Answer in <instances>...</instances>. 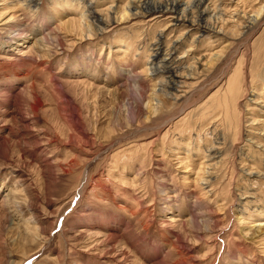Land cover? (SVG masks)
I'll return each instance as SVG.
<instances>
[{
    "label": "rangeland",
    "instance_id": "1",
    "mask_svg": "<svg viewBox=\"0 0 264 264\" xmlns=\"http://www.w3.org/2000/svg\"><path fill=\"white\" fill-rule=\"evenodd\" d=\"M146 1L0 0V264H130L114 245L134 264H264V9L245 27L264 0H207L222 33L179 42L191 23L111 10ZM159 39L173 89L149 69Z\"/></svg>",
    "mask_w": 264,
    "mask_h": 264
},
{
    "label": "bare ground",
    "instance_id": "2",
    "mask_svg": "<svg viewBox=\"0 0 264 264\" xmlns=\"http://www.w3.org/2000/svg\"><path fill=\"white\" fill-rule=\"evenodd\" d=\"M27 1H30V2L35 1L36 2V0H27ZM133 3L135 4V2H129L126 5H123L122 10L121 11L118 10L117 12L114 11L117 6L114 5L113 7H111V10H113V12H115L114 13L115 19L122 21V20L128 19L131 15H135V16L139 15L138 17H140L143 12L139 11L138 9L141 8L140 10H144L146 12V14L155 11V13H157L155 16L156 19H157V17H164V15H167L168 20L166 22L167 23L166 27L180 28V27H182L188 23H191V26H193V27L186 29V31H184L182 36H180L177 39V42L181 41L185 35H187L188 33L190 34L194 30H198L199 35L200 34H207V33L208 34H214V33L220 34V33H222V31L220 30V28L218 29V26L222 21H224V20L226 21V19H224L223 16H221V15L218 16L219 14L217 15V19L216 18L212 19L213 16L211 15V13L209 11L210 8H209V5L207 4V0H190V2H188L190 4L189 6L186 4V1L184 2V0H157V1L156 0H154V1L150 0V1H146L144 3H140L138 6L133 5ZM193 8H197V10L199 9L198 15L196 17H193L194 13H193V16L189 15V14H192ZM263 9H264V6L262 5V7L258 11L257 17L252 18L251 23L247 24L245 27L248 28V27H250L251 24L252 25L256 24L258 16L261 13L260 11H262ZM215 12H213V14H216ZM89 14L92 15V13H90V12H89ZM98 15L96 16L93 14V16L95 18L94 20H91L89 18L90 20H86L85 22L82 21L81 24L86 25L89 28L95 29L94 25L96 22L104 21ZM83 17H84V15H83ZM98 23H96V24L98 25ZM115 23H114V25H115ZM99 24H102V22ZM97 25H96V27H97ZM18 27H19V29L17 28L16 33H15L17 38L19 36H27V32H26L25 28H20L21 26H18ZM98 30H103V29H102V27H100V28H98ZM197 34H198V32H197ZM199 35H196V36H199ZM45 39L46 38H43L42 40L45 41ZM155 46H156L155 47V54H153L151 57V61H150L151 66L149 67V69L152 68L154 70L155 74L161 73L163 75H166L167 78H165V81L164 80L163 81L169 89H173L174 85L176 86V83H177V77H178L177 70H176L177 66L174 67L172 64V60H171L172 58H170L171 53H168L167 55L162 56L161 51H162L163 47H162V43H161L160 39L157 40ZM23 50L24 49H19V53L24 52ZM28 50H31L30 46H29ZM220 61H221V54H215L214 56L211 57V59L209 61H207L206 64H204V62L201 63V59H198V61L196 63L197 64L200 63V68H206V67H211V66L217 65ZM197 64L190 65L188 67L189 71L192 72L196 68L198 71V65ZM191 74L192 73H186V76L191 77ZM238 89H239L238 85H229L228 89L225 93V97H228L231 99L236 98L234 96H235ZM170 94H172V93H170ZM170 94H168V95H170ZM175 95H177V94H175ZM14 114L16 116L17 114L19 115L20 113L14 112ZM100 233L101 232H97V231L92 232V234H94L95 236H98V237H101ZM112 237H113V235H112ZM118 237L114 236L112 238V240L115 238H117V240H118L119 239ZM110 251H111L110 253H108V252H105V253L109 254L111 257L118 258L119 261H124V262H129L130 264H134L133 263L134 261L132 262V260H131V258H132L131 257L132 256L131 251L128 250V248L126 246H124V245L115 246L114 245V246H112V250H110ZM112 254L114 256H112Z\"/></svg>",
    "mask_w": 264,
    "mask_h": 264
}]
</instances>
